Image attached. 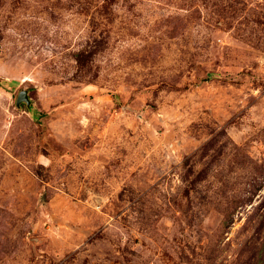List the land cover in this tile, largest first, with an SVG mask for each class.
Wrapping results in <instances>:
<instances>
[{
    "label": "rangeland",
    "instance_id": "1",
    "mask_svg": "<svg viewBox=\"0 0 264 264\" xmlns=\"http://www.w3.org/2000/svg\"><path fill=\"white\" fill-rule=\"evenodd\" d=\"M0 264H264V0H0Z\"/></svg>",
    "mask_w": 264,
    "mask_h": 264
},
{
    "label": "water",
    "instance_id": "2",
    "mask_svg": "<svg viewBox=\"0 0 264 264\" xmlns=\"http://www.w3.org/2000/svg\"><path fill=\"white\" fill-rule=\"evenodd\" d=\"M29 103L30 102L28 100L26 91H21L16 98L15 106L19 107L20 104H25L26 106H29Z\"/></svg>",
    "mask_w": 264,
    "mask_h": 264
}]
</instances>
